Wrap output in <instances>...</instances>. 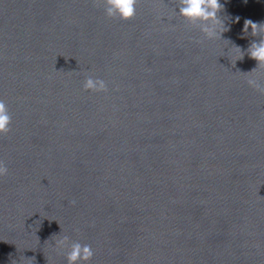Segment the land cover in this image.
I'll return each mask as SVG.
<instances>
[{
    "label": "water",
    "instance_id": "1",
    "mask_svg": "<svg viewBox=\"0 0 264 264\" xmlns=\"http://www.w3.org/2000/svg\"><path fill=\"white\" fill-rule=\"evenodd\" d=\"M178 3L121 20L103 0H0V264H67L65 235L88 264H264V92L247 84L264 68L231 64ZM221 3L246 49L264 0Z\"/></svg>",
    "mask_w": 264,
    "mask_h": 264
},
{
    "label": "clouds",
    "instance_id": "2",
    "mask_svg": "<svg viewBox=\"0 0 264 264\" xmlns=\"http://www.w3.org/2000/svg\"><path fill=\"white\" fill-rule=\"evenodd\" d=\"M246 3L247 0H244ZM104 15L109 18L118 17L121 20H130L136 14L137 0H103ZM178 9V10H177ZM224 10V4L221 0H179L178 7L173 10L174 14L182 17L189 24L198 29L203 38L209 41H228L229 45L225 55L229 58L231 64L235 66L236 62L243 60L245 54L257 62V68H264V22L256 23L250 19H245L242 31L253 37H259L258 40L250 41L246 49H243L223 38V33L229 30L225 24V17L221 16ZM239 16H236L233 22H238ZM199 43V41H197ZM224 56V55H223ZM249 87L264 92V84L254 78L247 80ZM85 90L105 91L106 83L104 80L92 76H86L83 81ZM11 116L7 105L0 100V134L10 130ZM8 169L3 161H0V176L7 174ZM74 203V202H73ZM54 249H63L67 264H88L94 253L92 247L80 242H71L68 236H61L52 241Z\"/></svg>",
    "mask_w": 264,
    "mask_h": 264
}]
</instances>
